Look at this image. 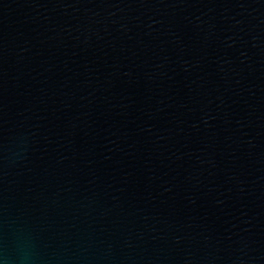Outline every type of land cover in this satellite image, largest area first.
<instances>
[{
    "label": "water",
    "instance_id": "1",
    "mask_svg": "<svg viewBox=\"0 0 264 264\" xmlns=\"http://www.w3.org/2000/svg\"><path fill=\"white\" fill-rule=\"evenodd\" d=\"M0 264H264V0H0Z\"/></svg>",
    "mask_w": 264,
    "mask_h": 264
}]
</instances>
